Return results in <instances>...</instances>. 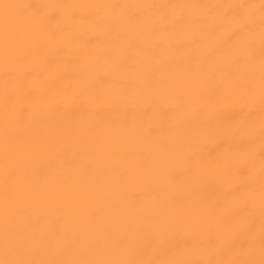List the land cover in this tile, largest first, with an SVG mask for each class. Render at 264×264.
I'll use <instances>...</instances> for the list:
<instances>
[{"label":"bare ground","instance_id":"obj_1","mask_svg":"<svg viewBox=\"0 0 264 264\" xmlns=\"http://www.w3.org/2000/svg\"><path fill=\"white\" fill-rule=\"evenodd\" d=\"M0 264H264V0H0Z\"/></svg>","mask_w":264,"mask_h":264}]
</instances>
